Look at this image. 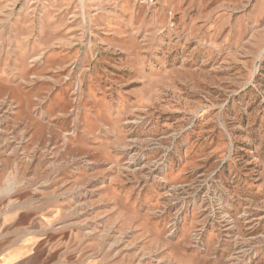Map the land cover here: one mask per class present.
Listing matches in <instances>:
<instances>
[{"label":"rangeland","instance_id":"rangeland-1","mask_svg":"<svg viewBox=\"0 0 264 264\" xmlns=\"http://www.w3.org/2000/svg\"><path fill=\"white\" fill-rule=\"evenodd\" d=\"M0 179L134 264H264V0H0Z\"/></svg>","mask_w":264,"mask_h":264},{"label":"crops","instance_id":"crops-1","mask_svg":"<svg viewBox=\"0 0 264 264\" xmlns=\"http://www.w3.org/2000/svg\"><path fill=\"white\" fill-rule=\"evenodd\" d=\"M1 202L0 264H134L131 256L110 251L59 203L30 194L4 198L0 191Z\"/></svg>","mask_w":264,"mask_h":264},{"label":"built area","instance_id":"built-area-1","mask_svg":"<svg viewBox=\"0 0 264 264\" xmlns=\"http://www.w3.org/2000/svg\"><path fill=\"white\" fill-rule=\"evenodd\" d=\"M152 2H154V0H143V3H147V4L152 3ZM0 211H1V208H0Z\"/></svg>","mask_w":264,"mask_h":264}]
</instances>
